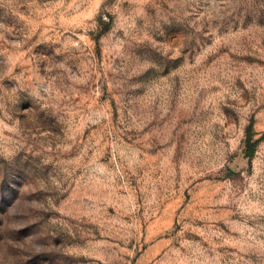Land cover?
<instances>
[{
    "label": "rangeland",
    "instance_id": "374dc122",
    "mask_svg": "<svg viewBox=\"0 0 264 264\" xmlns=\"http://www.w3.org/2000/svg\"><path fill=\"white\" fill-rule=\"evenodd\" d=\"M0 264H264V0H0Z\"/></svg>",
    "mask_w": 264,
    "mask_h": 264
},
{
    "label": "trees",
    "instance_id": "16d2710c",
    "mask_svg": "<svg viewBox=\"0 0 264 264\" xmlns=\"http://www.w3.org/2000/svg\"><path fill=\"white\" fill-rule=\"evenodd\" d=\"M251 140V134L248 133L247 137H246V146H245V152L246 154L250 157L253 152H254V148L258 143V140H254L253 142H250Z\"/></svg>",
    "mask_w": 264,
    "mask_h": 264
}]
</instances>
